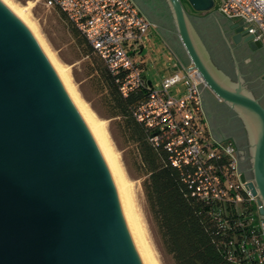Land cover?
I'll return each mask as SVG.
<instances>
[{
	"label": "water",
	"instance_id": "obj_1",
	"mask_svg": "<svg viewBox=\"0 0 264 264\" xmlns=\"http://www.w3.org/2000/svg\"><path fill=\"white\" fill-rule=\"evenodd\" d=\"M185 1L203 13L214 6V0ZM161 2L188 56V70L197 69L245 127L254 178L243 172L239 178L261 204L264 104L247 89L233 54L235 80L214 65L182 0ZM230 28L231 43L262 47L242 19ZM0 264H147L99 139L32 33L1 0Z\"/></svg>",
	"mask_w": 264,
	"mask_h": 264
},
{
	"label": "built area",
	"instance_id": "obj_2",
	"mask_svg": "<svg viewBox=\"0 0 264 264\" xmlns=\"http://www.w3.org/2000/svg\"><path fill=\"white\" fill-rule=\"evenodd\" d=\"M48 8L60 10L66 20L87 40L94 52L115 76L123 96L145 87L146 99L133 116L148 132L153 145H164L172 165H192L189 175L193 194L202 199L241 206V212L255 222L264 236V217L249 189L240 181L237 148L230 142L211 137L207 131L203 106V89L207 88L197 69L188 70L178 57L169 52L166 65L170 75L160 83L147 84L140 53L157 24L149 20L133 0H41ZM218 10L229 19H242L253 39L264 45V0H216ZM215 3V2H214ZM183 83L184 92L177 96L171 89ZM253 204L255 210H250ZM264 264V242L251 238ZM247 252L246 242L240 244Z\"/></svg>",
	"mask_w": 264,
	"mask_h": 264
},
{
	"label": "trees",
	"instance_id": "obj_3",
	"mask_svg": "<svg viewBox=\"0 0 264 264\" xmlns=\"http://www.w3.org/2000/svg\"><path fill=\"white\" fill-rule=\"evenodd\" d=\"M68 25L75 40L76 58H87L83 64L84 78L98 103L91 106L97 112L103 110V117L111 119L113 137L117 135L129 148L131 167L141 179L147 215L165 263L262 264L255 245L250 243L253 235L260 243L264 242L258 229L251 230L255 222L247 224L249 216L242 214L241 206L209 201L193 194L194 184L189 175L194 167L172 165L163 143L153 145L149 132L133 116L134 109L146 99L147 89H136L123 96L115 76L85 37L69 22ZM220 66L235 78L231 60L226 66L221 62ZM249 208L255 210L253 204ZM243 241L247 252L240 248Z\"/></svg>",
	"mask_w": 264,
	"mask_h": 264
},
{
	"label": "rangeland",
	"instance_id": "obj_4",
	"mask_svg": "<svg viewBox=\"0 0 264 264\" xmlns=\"http://www.w3.org/2000/svg\"><path fill=\"white\" fill-rule=\"evenodd\" d=\"M9 1L18 7H27L26 16L30 23H33L32 26L35 34L28 28L29 31L32 33L35 40L41 39L40 41L47 48L55 62L65 69L64 72L66 73L65 76L68 82L71 84L78 97L89 109L94 119L101 126L126 186L131 209L138 224L142 240L148 249L154 264H166L157 246L152 226L147 215L141 188V179L137 178L136 173L131 167L128 152L129 148L121 143L117 135H114L113 137L110 131L111 119L103 117L105 116L103 110L99 109L97 112L91 106V103L95 106H97L98 103L96 101L97 97H92L90 91L87 89V80L84 78L83 64L87 58H76L75 40L70 32L68 21L61 17L57 9L44 6L41 0ZM182 1L188 12L190 22L210 57L217 59L226 66V63L229 60L233 62V54L237 63L239 62L238 66L241 73H244V76L242 77L247 89L260 100L261 104H264V80L258 77V69L253 63H249V60L246 61V63L244 62L241 48L236 46L231 47L229 42H227L228 40L230 41L228 37L230 31L223 20L225 16L217 8L216 0H214L215 3L213 8L205 13L194 11L185 0ZM134 2L138 8L141 6L143 9L144 5L149 6V9L162 7L160 0H135ZM38 42L39 41H37V43ZM154 46L158 49L161 45H158L157 43L156 45L154 44ZM40 48L42 47L40 46ZM147 51L148 48L146 46L144 48V53H147ZM43 53L45 54L44 51ZM166 56H168V53ZM247 59H253V57L249 56ZM146 64L148 69H146L144 74L147 76V79H150L153 84H159L162 74H164L161 62L157 63L155 66H151L150 62H146ZM171 91L175 96L182 94L184 92L183 83H178L172 87ZM90 98L91 101H88L87 99ZM228 116L229 112H223L220 114L222 124L232 123V120L230 121Z\"/></svg>",
	"mask_w": 264,
	"mask_h": 264
},
{
	"label": "crops",
	"instance_id": "obj_5",
	"mask_svg": "<svg viewBox=\"0 0 264 264\" xmlns=\"http://www.w3.org/2000/svg\"><path fill=\"white\" fill-rule=\"evenodd\" d=\"M161 5L162 7H158L157 9H149V6L147 5L143 6L145 10L141 6V8L139 7V10L149 20L157 24L156 28L151 29L149 39L144 44L140 53V58L145 71L148 69L146 62H150L151 66H155L157 63L161 62L162 71L164 73L162 76H165L170 75L172 72V69L166 65L165 57H167V53L169 54V52H173L184 65L188 66L190 63L185 49L179 39L177 30L162 2ZM223 20L229 28L230 34L228 37L230 39V35L233 32L230 26L238 20L229 19L227 17H224ZM227 42H229L231 47H235V44L231 43V39ZM157 43L158 45H161L158 49L154 46V44L156 45ZM239 44L238 48H241L242 50L241 52L242 56H244V62L246 63V61L249 60V63H253L258 69V77L264 80V78H262V75H264V45H262L261 48L251 50L245 43L241 42ZM146 46L148 51L147 53H144V48ZM249 56L253 57V59H247ZM241 74L244 76L243 72ZM203 106L207 131L212 138L232 143L237 150H239V152H243L244 149L248 148L247 133L240 118L227 104L219 101L208 88L203 89ZM223 112H229L228 119L230 118V121L232 120L231 124H222L220 114ZM241 169L242 166L240 165L239 170Z\"/></svg>",
	"mask_w": 264,
	"mask_h": 264
},
{
	"label": "bare ground",
	"instance_id": "obj_6",
	"mask_svg": "<svg viewBox=\"0 0 264 264\" xmlns=\"http://www.w3.org/2000/svg\"><path fill=\"white\" fill-rule=\"evenodd\" d=\"M6 6L7 8L16 16L18 17V19H20L24 25L27 26V28L30 29V31H33V23L31 24L29 19L27 18L26 16V10H27V7L23 6V7H18L16 5H14L13 3H11L9 0H1ZM36 30V28H35ZM37 33V32H36ZM35 34V33H34ZM35 36V35H34ZM41 40V39H40ZM39 39L36 40V41H39L38 44H40V46L43 48V51L45 52V55L47 56L52 68L54 69L56 75L58 76L59 80L61 81L65 91L67 92L69 98L71 99L72 103L74 104V106L76 107V109L78 110V112L82 115V117L86 120V122L89 124V126L92 128V130L94 131V133L96 134L97 138L99 139L109 161H110V164L114 170V173L116 175V178H117V181H118V184H119V187L121 189V192H122V195H123V199H124V202H125V205H126V208H127V211H128V214H129V217H130V220H131V223H132V227H133V230L135 232V235H136V238H137V241L139 243V246H140V249L145 257V260L147 262V264H154L149 252H148V249L146 248L143 240H142V237H141V234H140V231H139V227H138V224L135 220V216L132 212V209H131V204H130V200H129V197H128V194H127V189H126V186L124 184V181L122 179V176L118 170V167H117V163H116V160L113 156V153L110 149V146L108 144V140L101 128V126L98 124V122L94 119L93 115L91 114V112L89 111V109L86 107V105L84 104V102H82V100L78 97L77 93L75 92V90L73 89V87L71 86V84L68 82L67 78H66V73L64 72L65 69L62 68L59 64H57L55 62V60L52 58V56L49 54L47 48L43 45V43L40 41ZM41 48V49H42Z\"/></svg>",
	"mask_w": 264,
	"mask_h": 264
},
{
	"label": "flooded vegetation",
	"instance_id": "obj_7",
	"mask_svg": "<svg viewBox=\"0 0 264 264\" xmlns=\"http://www.w3.org/2000/svg\"><path fill=\"white\" fill-rule=\"evenodd\" d=\"M239 45L240 44H235L236 47H238ZM212 61L214 65L217 66L220 70H222L226 75H228L233 80L236 79V71H235L234 63H233V67H234V77L235 78H233L232 75H229L228 73H226V71L220 66L221 62L217 61L216 59L215 60L212 59ZM237 155H238V166L239 167L240 165L242 166V169L240 171L244 173L245 178L247 180H253L254 176H253V170L251 166L250 150L248 148L244 149L243 152L241 151L239 152V150H237ZM261 206L264 207V202H261ZM261 215L262 217H264V214H261Z\"/></svg>",
	"mask_w": 264,
	"mask_h": 264
}]
</instances>
